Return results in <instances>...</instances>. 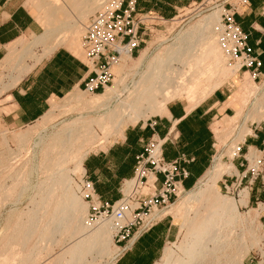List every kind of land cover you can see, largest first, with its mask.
I'll use <instances>...</instances> for the list:
<instances>
[{
	"label": "bare ground",
	"instance_id": "6f19581e",
	"mask_svg": "<svg viewBox=\"0 0 264 264\" xmlns=\"http://www.w3.org/2000/svg\"><path fill=\"white\" fill-rule=\"evenodd\" d=\"M103 1L27 0L26 5L31 8L32 15L43 21L44 32L38 36L33 35L28 42L20 38L16 41L17 44L8 47L2 61L6 66L14 63L16 74L9 77L8 84L0 92L13 87L31 70L25 61L36 59L34 47H43L42 57L37 59L40 61L55 51L58 45L64 44L67 40L66 34H69L71 41L78 40L84 33L82 21H86L88 15L98 10ZM220 15V10L206 15L168 44L162 54L153 55L150 48L142 51L135 66L138 71L125 72L124 68L131 57L122 56L114 67L112 85L102 94H98L97 99L100 102L106 101V108L94 114L85 124L69 125L61 129H55L56 125H53L51 131L44 134L43 131L42 134L30 132L34 135L33 140H30L28 131L17 134L21 151L26 150L29 143L27 141L30 140L32 157L35 159L40 154L38 162L30 167L24 166L10 179L9 185L3 186L4 204H8L9 197L17 191L20 197L28 195L33 188L39 195L37 202L33 198L30 200L32 209L28 210L27 223L21 233V247L36 233L49 207L52 209L46 226L40 233V240L29 250L23 264H36L48 246L65 233L76 240L50 264H86L88 257L91 260L103 257L113 259L117 255V249L112 248L111 244L124 221L100 218L97 226L92 227L83 217H77L80 211H86V205L73 190L71 171L67 170L66 165L73 164L72 171L83 174L82 162L89 153V148L96 142H106L110 137L121 138L125 127L139 121L145 122L150 117H161L166 112L167 103L178 98L185 100L187 111H190L234 77L238 67L228 63L230 57L220 46ZM58 35L60 36L57 37ZM71 41L68 48L73 50ZM18 45L20 49L17 48ZM75 46L78 48V45ZM74 53L78 52L74 49ZM129 76L130 79L127 80ZM243 78V84L240 85L244 90L243 95L245 92L247 97L245 99V95L243 96V104L240 102L242 106L236 108L234 115L224 118L212 127L215 153L210 166L173 207L174 214L181 219L180 227L185 229L186 237L190 241L180 244L178 254L165 246L161 257L166 264H243L245 253L258 244V237L253 230H244L243 220L237 210L238 204H247V191L242 192L237 203L233 198L222 196L217 188V182L223 176L237 174L232 161L238 155L245 137L250 134L249 129L244 127V120H264V85L258 87L246 75ZM248 98L251 100L248 101ZM96 100H84L80 91L72 92L66 98V113L59 110L62 111L59 115L75 110L82 102L98 108L96 104L99 103ZM50 105L52 109L55 106L53 103ZM247 105L248 110L244 113L243 107ZM52 117L51 110L45 114L43 120H52ZM241 120L243 124L235 126ZM228 125L230 131L227 133ZM231 131L235 134L229 139ZM248 154L247 158L255 155L251 149ZM223 157L227 159L226 162L222 161ZM32 173L42 175L43 179L34 184L30 180ZM140 174L138 171L135 179L125 183V195L138 184ZM18 200L10 203L14 206ZM123 211L127 216L128 212L125 209ZM158 216L157 214V218ZM18 218L20 221V217ZM19 226V223L16 224V228ZM11 255L12 252L3 256L0 264H12Z\"/></svg>",
	"mask_w": 264,
	"mask_h": 264
},
{
	"label": "crops",
	"instance_id": "0c3cea01",
	"mask_svg": "<svg viewBox=\"0 0 264 264\" xmlns=\"http://www.w3.org/2000/svg\"><path fill=\"white\" fill-rule=\"evenodd\" d=\"M200 0H134L137 12L154 14L170 19L177 10ZM27 0H0V61L8 47L23 36L35 35L38 24L26 7ZM95 12V11H94ZM93 12V13H94ZM86 17L87 20L93 14ZM248 44L259 57L264 73V0H248L247 6L235 16ZM88 77L84 59L66 48H58L35 63L13 87L1 96L0 127L17 130L39 120L52 102L63 99L72 92L82 91ZM98 95V94H96ZM228 94L216 90L200 104L187 111V103L175 100L167 103L164 115L154 116L124 129L104 149L89 152L82 162L83 174L94 188L99 205L118 201L123 193V183L132 178L135 157L144 151L150 139L162 141L165 160L184 156L190 162L182 163L188 172L182 185L191 189L212 162L215 139L212 126L229 116ZM186 105V106H185ZM5 133V132H3ZM244 149L261 151L264 132L254 130L245 138ZM244 158L235 162L241 171ZM127 182V181H126ZM157 215V214H156ZM157 223L144 233L132 229L117 243V255L111 264H155L161 257L172 233V222L158 213Z\"/></svg>",
	"mask_w": 264,
	"mask_h": 264
},
{
	"label": "rangeland",
	"instance_id": "374dc122",
	"mask_svg": "<svg viewBox=\"0 0 264 264\" xmlns=\"http://www.w3.org/2000/svg\"><path fill=\"white\" fill-rule=\"evenodd\" d=\"M223 2H225V0H200L199 2L190 3L189 5L177 10L175 16H173L174 19L167 20L163 18V21L148 19V23L146 25L149 31H146V35L142 37L140 48L138 49L136 54L133 57H131L130 60L127 62L124 71L125 72L138 71V68H135V66L138 59L140 58L142 51H144L145 49L150 48V52H152L153 55L157 53L162 54L168 44L173 42L175 38L178 37L183 31L190 29L191 27L194 26L195 23L201 21L206 15L217 10H220V14H221L222 13L221 4ZM26 7H28L27 9L32 15L33 13L29 5L28 6L26 5ZM226 7L228 8L227 3H225V8ZM149 15L155 16L154 14H149ZM32 16L38 24L37 33L35 34L36 36H38L44 32V26L42 24L43 21L36 19L34 15ZM83 21L82 23L84 24H82V27L84 29L88 21L87 19L86 21L85 19ZM66 35H67L66 39L68 41L66 40L64 44L58 45L56 49L66 48L72 53H74V49H75V52L78 53H74V54L84 59L83 51L81 48V38L83 34H81L78 40L76 41H71V39L68 38L70 37L68 36L69 34ZM32 36L33 35L23 36L21 39H26L28 42L31 41ZM59 36L60 35H58L57 37ZM69 41H71L72 43V44L70 43V45L74 46L73 50H71L72 48L71 49L68 48ZM15 44L17 43L15 42ZM75 45H78V48H76L77 46ZM17 48L20 49L19 45ZM77 49L78 51H76ZM33 52L36 54V59H27L25 61V63L30 67V69L33 67L35 63L39 61V60L37 61V59L38 58L40 59V57H42L43 47L40 45L36 46L33 48ZM3 62L4 61H0V89L8 84L10 76L16 74V67L14 66L15 65L14 63L11 66H6V64ZM228 63H230L231 65H237V67L239 68L238 64L233 60H228ZM114 67L112 70H114ZM113 74L115 76V72H113ZM245 75L256 86L262 87L264 85V73L261 72L252 73L251 70L247 72L246 69H240V70L237 69V72L234 75V77L230 78L226 83L222 85V87L219 88V90H223L228 94L227 104L231 108L229 116L234 115L236 108L242 106L244 102L243 96L245 95V92L243 95L244 90L243 88H241L242 86L240 84H243L242 83L244 79L243 77H245ZM129 79L130 76L127 78V80ZM4 93L5 90H2L0 92V100H1V96ZM80 93L82 94V99L88 101L89 100L94 101L100 95V93L99 95L96 96V94L92 95L83 91H80ZM244 97L246 99L247 95H245ZM66 98L67 96L61 100L52 102L55 105L53 109L52 106L50 105L49 110L45 114H47L49 111L52 110L53 113L52 118H54L52 120L51 119L43 120V117L45 116L44 114L36 122L21 129L6 130L3 127H0V260L6 254H10V252H12L11 255L13 257L12 264H23L26 260V256L29 250L36 244L37 240H40L39 238L40 233L44 230L48 220V216L50 214V211L52 210L51 207H49L46 214H44L41 222L39 223L36 233L32 236L31 240L27 241L24 247H21V239H20L21 233L23 232L24 226L27 223L28 210L32 209V204L30 203V200L33 198L35 202H37L39 200V195L35 193V190L33 188H32L33 190L31 189L28 192V195L24 194L21 195L20 197H18L17 195L18 191H17L16 193L12 194V196L9 197L8 204H4L5 194L3 191V186L5 184L9 185L10 179L14 176V174H18L23 169L24 166L27 165L30 167L32 166V164H35L36 161L38 162L40 158V154H37L35 159L32 157L33 154L31 148L32 141L30 140L34 139V135H31L30 132H35L36 134L39 133L42 134L43 131L44 134L45 132L49 133L53 125H56L55 129H61V128H66L69 125L77 126L79 124H85L91 117L94 116V114L100 113L106 108V106L104 105L106 101L100 102V100L97 99L96 103L99 104H96V106H98V108L90 107L87 105V103L82 102L80 103L79 106H76L75 110L68 112L67 114L64 115H59V113L62 112L63 110L66 113V109H67ZM249 99L251 100V98H248L247 100L250 101ZM176 100H180L185 103V100H183V98H178ZM2 103L3 101L2 102L0 101V105ZM247 110H248V105L246 107L245 106L243 107L244 113H246ZM87 112L89 113L86 115ZM218 122H220V120L215 121L213 126L216 125ZM244 122H245L244 127L249 129L250 134H252L255 129L264 132V120H260V121L244 120ZM240 124H243L242 120L239 122V124H236L235 126H238ZM229 126L230 125L227 126L228 128L227 133L230 131ZM27 131L29 132L31 139L27 141L29 143H27L26 150L21 151L20 150L21 142L18 139V135H20V133H27ZM234 134L235 133L231 131L229 139H231ZM115 139L117 138L110 137L106 142L100 140L96 142L91 148H89L90 151L88 152H97L101 149H104L108 144H110ZM227 145L228 142L225 144V147ZM225 147L223 151L225 150ZM244 148H245L244 144H242L240 146L238 155L232 161V163L235 166V162L237 160L244 158V166L242 167L241 171H238V169L236 168L237 174H233L230 176H223V178L218 180L217 188L222 196L233 198L237 203L239 202L242 196V192L244 190L247 191L248 193L247 204L243 206L238 204L237 210L241 216V219L243 220L242 226L244 230L252 229L253 233L256 234L259 241L256 246H252L245 253L243 258V264H264V148L261 151H257L251 148L252 153L255 154L251 158H247L249 155L248 154L249 151H246V149ZM222 161L226 162L227 159L223 157ZM66 168L67 170L71 171L70 178L72 181V188L76 192V195L80 196L79 181L82 176V173L77 171H72L73 164L71 163L67 164ZM28 171H30V169H28ZM32 174L30 175V180L34 184H36V182L43 179V176L40 174H34V173ZM150 181L151 180H149V182ZM125 189H126V184L124 185L122 192ZM190 190L191 189L188 190L185 189V191L181 192L178 195V198L175 200V202L160 213V217L167 216L171 219L172 235L168 243L166 244V247H168L175 254L179 253L178 248L180 244L190 241V239L186 237L185 229H182L180 227L181 219L174 214L173 207L176 206L177 203L180 201V199L184 197L186 192ZM129 191L127 192L129 193ZM145 192H147V190L143 189V193ZM127 196L132 197L130 193ZM129 197L125 199V202L127 203V205H129L130 209H133L136 206V203L135 200L129 199ZM19 198L20 200H18ZM16 199L18 201L14 204V206H12L13 201ZM82 201L86 205V211H80L77 217H83L85 221L92 224V227H96L99 221V218H97L98 215L93 214L92 211H90V203H87L83 199ZM97 205H98L97 202H95V206ZM18 217H20V221H18L19 220ZM125 218L127 219L124 221L123 224H126L131 219V217H129L128 214L127 216H125ZM18 223L20 226L16 228V224ZM74 240H76L75 237H71L66 233L58 237L56 242L50 244L47 248V251L42 253V258L36 264H50V262L58 254H60L63 250L70 247L73 244ZM111 247L116 248L118 251L117 244H115L114 242H112ZM113 259H111L110 257H103L100 259L98 258L96 260H91V258L88 257L85 263L111 264ZM155 264H166V263L162 260V257H160Z\"/></svg>",
	"mask_w": 264,
	"mask_h": 264
},
{
	"label": "built area",
	"instance_id": "2783aa9c",
	"mask_svg": "<svg viewBox=\"0 0 264 264\" xmlns=\"http://www.w3.org/2000/svg\"><path fill=\"white\" fill-rule=\"evenodd\" d=\"M247 2L248 0H225L221 4L219 39L221 48L230 57L229 60L238 64V70L246 69L247 72L251 70L255 73L260 72L262 63L248 44L247 35L242 32L235 20V16L243 11ZM225 3L228 8H225ZM148 15L136 11L134 0H104L100 4V8L87 20L81 38V48L88 72L83 92L99 94L112 85L113 67L122 56L133 57L136 54L142 37L149 31L146 25L148 19L163 21L162 17ZM161 147V140L150 139L145 144L143 153L135 157L134 173L129 180L135 179L138 171L141 174L138 184L130 188L129 193L132 197L127 196L129 193L127 195L122 193L118 201L99 205L92 182L84 175L80 178L79 194L84 201L90 203V211L97 214V218L125 221L127 218L124 209L131 217L116 231L113 237L115 244L125 239L132 229L144 233L152 228L157 223L156 214L173 204L178 195L185 191L182 180L187 178L188 172L182 167V163L190 160L184 156L165 160ZM143 189L147 192L143 193ZM126 196L135 200L136 206L133 209L125 202ZM119 202L122 203L117 206Z\"/></svg>",
	"mask_w": 264,
	"mask_h": 264
},
{
	"label": "trees",
	"instance_id": "16d2710c",
	"mask_svg": "<svg viewBox=\"0 0 264 264\" xmlns=\"http://www.w3.org/2000/svg\"><path fill=\"white\" fill-rule=\"evenodd\" d=\"M185 188V187H184ZM186 189V188H185ZM187 190V189H186Z\"/></svg>",
	"mask_w": 264,
	"mask_h": 264
},
{
	"label": "snow or ice",
	"instance_id": "6c2138e0",
	"mask_svg": "<svg viewBox=\"0 0 264 264\" xmlns=\"http://www.w3.org/2000/svg\"><path fill=\"white\" fill-rule=\"evenodd\" d=\"M262 23H264V22H262Z\"/></svg>",
	"mask_w": 264,
	"mask_h": 264
}]
</instances>
